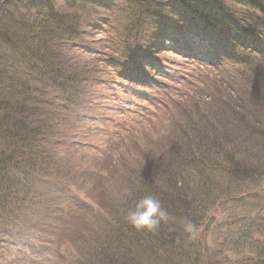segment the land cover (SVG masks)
<instances>
[{"label":"rangeland","instance_id":"rangeland-1","mask_svg":"<svg viewBox=\"0 0 264 264\" xmlns=\"http://www.w3.org/2000/svg\"><path fill=\"white\" fill-rule=\"evenodd\" d=\"M53 1L58 9L64 3ZM29 13L7 3L0 22L9 17L19 38L29 28L43 31ZM106 39L103 31L90 33L93 55ZM220 39L222 47L188 39L178 54L157 51L163 67L141 65L143 80L134 83L96 65L90 51L61 50L64 66L83 80L82 99L68 112L58 109L56 127L45 135L37 177L54 190H35L42 199L14 225L31 247L0 264H88L89 255L128 258L131 248L145 245L153 251L133 255L140 264H264V57ZM85 63L95 70L87 81L80 73ZM177 170L187 177L177 178ZM148 194L171 217L155 232L125 219ZM186 220L198 229L194 239L184 231Z\"/></svg>","mask_w":264,"mask_h":264},{"label":"trees","instance_id":"trees-1","mask_svg":"<svg viewBox=\"0 0 264 264\" xmlns=\"http://www.w3.org/2000/svg\"><path fill=\"white\" fill-rule=\"evenodd\" d=\"M63 2L58 9L53 0H0V7L11 3L17 9L30 11L34 21H39L34 25L44 29L30 32L32 28L28 22L27 35L19 38L16 32H20L14 30L13 23L9 24V17L4 18L7 16L3 14L0 22L1 35L3 30L0 49L10 53L0 54V87L15 92L0 91V260L11 253L16 255L21 248L27 251L31 247L22 242V234L16 233L15 236L14 225L21 222L24 213H29L42 199L36 197L35 190H54L53 185L37 177L43 161L40 152L45 146V135L48 136L56 127L52 116L58 109L68 112L73 100L82 99L79 94L80 81L83 80L78 81L77 71L67 69L66 64L70 67V63L65 62L64 66L61 50L75 48L90 51L93 55L89 50L93 47L88 36L91 32L103 31L107 39L101 52L93 55V62L96 65L104 63L118 74V78L130 83L143 80L144 75L137 70L142 68L141 65L154 70L163 67L161 60L155 58L157 51L178 54L188 47V39L191 42L207 40L208 44L214 42L222 47L224 41L220 38H224L238 47L249 45L254 54L264 57V0ZM44 36L53 41L46 40ZM14 37L20 41L15 43ZM247 39L250 41L243 42ZM166 42L179 48L176 51L166 49L162 44ZM23 46L27 48V55L21 53L20 47ZM104 52L105 57L100 55ZM108 52L111 59L106 57ZM11 59L16 62L15 66ZM22 62L27 64L26 68H21ZM84 66L85 71L80 73L87 81L95 70L92 65L85 63ZM118 85L122 86V82ZM56 92L59 99L53 95ZM63 124L67 128L65 121ZM175 176L182 180L187 177L180 170ZM41 186L46 189H40ZM186 205L183 206L186 208ZM165 228L168 229L167 226ZM129 251L130 254L125 256L128 258L120 259H113L105 252L104 255L92 254L87 263L140 264L135 256L142 255L141 252L150 253L153 249L145 245Z\"/></svg>","mask_w":264,"mask_h":264},{"label":"clouds","instance_id":"clouds-1","mask_svg":"<svg viewBox=\"0 0 264 264\" xmlns=\"http://www.w3.org/2000/svg\"><path fill=\"white\" fill-rule=\"evenodd\" d=\"M125 219L138 230L155 232L162 223H168L171 217L161 201L155 195L148 194L136 201L134 207L127 212ZM184 231L190 239H194L198 229L191 220H186Z\"/></svg>","mask_w":264,"mask_h":264},{"label":"water","instance_id":"water-1","mask_svg":"<svg viewBox=\"0 0 264 264\" xmlns=\"http://www.w3.org/2000/svg\"><path fill=\"white\" fill-rule=\"evenodd\" d=\"M213 217L210 218V220L208 221V223L206 224V227H208V225L213 221Z\"/></svg>","mask_w":264,"mask_h":264},{"label":"bare ground","instance_id":"bare-ground-1","mask_svg":"<svg viewBox=\"0 0 264 264\" xmlns=\"http://www.w3.org/2000/svg\"><path fill=\"white\" fill-rule=\"evenodd\" d=\"M206 43H208V42L206 41ZM122 66L126 67L125 65H122ZM124 71L128 72V70H127V69H125Z\"/></svg>","mask_w":264,"mask_h":264}]
</instances>
